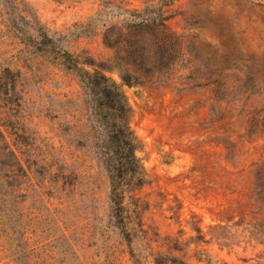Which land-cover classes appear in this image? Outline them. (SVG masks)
Listing matches in <instances>:
<instances>
[{
	"label": "rangeland",
	"instance_id": "1",
	"mask_svg": "<svg viewBox=\"0 0 264 264\" xmlns=\"http://www.w3.org/2000/svg\"><path fill=\"white\" fill-rule=\"evenodd\" d=\"M86 73L130 111L120 212ZM169 256L264 264V0H0V264Z\"/></svg>",
	"mask_w": 264,
	"mask_h": 264
},
{
	"label": "trees",
	"instance_id": "2",
	"mask_svg": "<svg viewBox=\"0 0 264 264\" xmlns=\"http://www.w3.org/2000/svg\"><path fill=\"white\" fill-rule=\"evenodd\" d=\"M6 72L10 79L12 77L16 79V76L8 69ZM85 75L87 78L84 85L90 87L91 90L99 91L101 98L96 104L105 109L103 113H100V118L108 129L105 142L108 154L106 167L109 171L111 188L110 200L115 210L120 212L122 209L120 186L124 177H127L137 187L144 184L143 169L136 157L137 145L129 126L130 111L120 86L103 74L91 76L86 73ZM122 81L125 82L124 79ZM13 92H17L15 85ZM165 260L163 263L155 262V264H187L176 257H165Z\"/></svg>",
	"mask_w": 264,
	"mask_h": 264
}]
</instances>
